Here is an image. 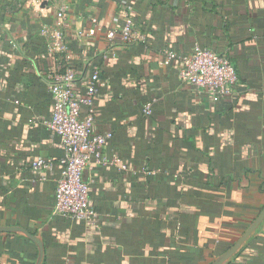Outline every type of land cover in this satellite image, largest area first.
I'll return each mask as SVG.
<instances>
[{
    "label": "crops",
    "instance_id": "1",
    "mask_svg": "<svg viewBox=\"0 0 264 264\" xmlns=\"http://www.w3.org/2000/svg\"><path fill=\"white\" fill-rule=\"evenodd\" d=\"M63 1L58 29L48 1L0 0V227L40 236L43 264H210L264 206V0ZM126 13L137 39L109 44ZM195 47L232 62L230 98L182 82L179 62L164 55ZM68 68L100 71L93 130L112 133L104 154L127 168L82 171L93 222L53 211L63 150L44 125L47 79ZM37 159L53 170H32ZM36 258L32 242L0 233V264ZM230 264H264V222Z\"/></svg>",
    "mask_w": 264,
    "mask_h": 264
},
{
    "label": "built area",
    "instance_id": "2",
    "mask_svg": "<svg viewBox=\"0 0 264 264\" xmlns=\"http://www.w3.org/2000/svg\"><path fill=\"white\" fill-rule=\"evenodd\" d=\"M45 1L56 8L55 24L58 29H63L68 6L63 0ZM93 23H96L95 20ZM96 30L94 26L87 30L86 35L92 36ZM105 36L109 44L114 43L116 36L126 45L133 43L137 36L129 13H126L124 23L117 31L109 30ZM62 37L61 31L55 34V46ZM164 55L167 60L175 59L179 62L178 78L182 82L203 91L209 98L221 100L233 95L237 77L226 56L200 47H195L188 54L177 55L164 51ZM80 83L82 89L78 90ZM105 83L98 69L78 77L76 71L68 68L50 75L47 79L52 113L44 125L59 137L63 150L62 157L57 161L60 173L54 190L53 211L56 215L73 221L95 220L94 213L88 209L89 184L81 179L84 169L110 163L119 170H127L115 153L110 160L104 154L112 139V133L98 134L93 130V105ZM142 113L150 115V104L144 106ZM30 167L32 170L52 171L54 163L37 159L31 162ZM141 172L148 173V170L144 168Z\"/></svg>",
    "mask_w": 264,
    "mask_h": 264
},
{
    "label": "water",
    "instance_id": "3",
    "mask_svg": "<svg viewBox=\"0 0 264 264\" xmlns=\"http://www.w3.org/2000/svg\"><path fill=\"white\" fill-rule=\"evenodd\" d=\"M264 222V206L256 218L244 230L237 241L222 254L214 258L210 264H230V262L245 248L249 241L254 237L262 223ZM0 233H11L21 236L32 242L37 249V258L34 264H43L45 258V247L43 239L38 235H33L18 226L0 227Z\"/></svg>",
    "mask_w": 264,
    "mask_h": 264
},
{
    "label": "trees",
    "instance_id": "4",
    "mask_svg": "<svg viewBox=\"0 0 264 264\" xmlns=\"http://www.w3.org/2000/svg\"><path fill=\"white\" fill-rule=\"evenodd\" d=\"M220 55V54H219ZM225 56V55H224ZM227 57V56H226ZM228 58V57H227ZM228 60H229V58H228ZM230 61V60H229ZM230 63L232 64V62L230 61ZM232 66H233V64H232ZM233 68H234V66H233ZM234 71H235V74H236V70H235V68H234ZM236 77H237V74H236Z\"/></svg>",
    "mask_w": 264,
    "mask_h": 264
}]
</instances>
